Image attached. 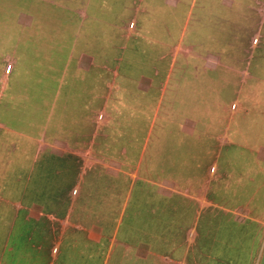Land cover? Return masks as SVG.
<instances>
[{
	"label": "crops",
	"instance_id": "1",
	"mask_svg": "<svg viewBox=\"0 0 264 264\" xmlns=\"http://www.w3.org/2000/svg\"><path fill=\"white\" fill-rule=\"evenodd\" d=\"M33 1L37 3L25 7L20 21L24 53L20 69L8 78H3L4 72L0 76V85H6L7 92L3 108L0 102V264H243L241 257L234 261L221 253L220 246L231 243L215 238L214 229L220 226L221 202L231 201L239 190L247 194L250 188L245 179L255 180L249 176L248 166L253 160H261L264 152L256 156L252 150L259 146L247 140L220 144L213 137L212 141L188 142L194 136H188L184 128L176 130L174 124L161 126L159 137L153 141V124L139 154V146L136 150L130 147L142 144L141 135L134 136V142L117 154L112 150L119 149L123 142L119 140L114 146L109 142L108 150L97 156L95 144L85 148L63 139L61 127L55 130L56 120L55 125L43 127L39 110L44 114L46 45H53L57 54L67 50L78 54L75 45L62 46V51L61 45L70 42L62 37L67 33L64 30L70 29V21L76 19V9L71 4L79 2ZM223 2L231 8L248 3L255 6L250 8L254 16L238 14L232 21L252 22L255 16L260 20L257 30L247 24L230 23L229 30L230 36L251 34L263 38L258 48L262 56L246 81L250 111L245 112L243 126L246 137L263 138L264 0ZM180 3L181 0H164L165 6L172 9ZM62 9L65 17L66 12L74 15L71 19L68 16L64 25ZM46 37L51 38L49 43ZM82 53L81 60L90 57V61H96L90 53ZM70 63L74 61L67 60L59 83L63 91L68 90L60 97L67 103L74 99ZM184 82L182 77L180 83ZM34 104L36 123L29 112ZM187 113L189 118L194 115ZM204 127V132L210 127L214 133L217 131L214 124ZM140 129L139 133L146 131ZM207 163H211L214 174L206 169L201 175ZM254 190L261 197L259 210L264 212V176H260ZM237 211L241 217L258 223L253 209L245 206ZM206 213L207 223L202 222ZM261 222L264 224V220Z\"/></svg>",
	"mask_w": 264,
	"mask_h": 264
},
{
	"label": "rangeland",
	"instance_id": "2",
	"mask_svg": "<svg viewBox=\"0 0 264 264\" xmlns=\"http://www.w3.org/2000/svg\"><path fill=\"white\" fill-rule=\"evenodd\" d=\"M181 1L173 9L165 6L164 0H77L79 3L71 4L72 9H76V19L70 21L69 30H64L67 33L62 38L70 42L61 45V51L62 46L75 45L78 54H69V50L57 54L53 45H46L44 114L39 110L42 126L50 123L53 126L56 120L55 130L61 127L63 139L85 148L95 144L97 156L108 150L109 142L113 146L119 140L123 142L119 149L112 150L117 154L141 135L142 144L137 142L130 147L136 150L139 146V154L153 124L156 127L153 141L159 137L161 126L174 124L176 130L184 128L188 136H194L188 138V142L212 141L213 137L220 144L230 140L241 144L247 140L259 146L252 150L256 156L258 152H264V136L258 135L252 140L243 131L245 112L250 111L245 97L246 81L262 56L258 48L263 38L251 34L230 36L229 30V23L247 24L250 29L257 30L260 20L256 16L252 22L232 21L238 14L254 16L250 8L255 9V6L248 3L232 9L224 6L228 2L223 0ZM35 2L0 0V76L4 72V79L20 69L24 55L20 21L24 10ZM49 8L53 9L52 6ZM64 12L62 9V17ZM71 15L74 16L66 12L62 25L68 23ZM50 40L46 37V42ZM83 51L93 55L96 61H90V57L81 60ZM67 60L74 61L70 63L74 97L70 103L64 97L62 101L60 99L68 93L59 84ZM172 62L176 63L174 67ZM182 77L184 83H180ZM5 87L0 85L2 108L7 103ZM188 111L194 114L191 118ZM29 112L36 123L35 104ZM155 113L158 117H154ZM199 114L208 117L196 118ZM64 124L68 125L63 128ZM203 124H214L217 131L214 133L210 127L204 132ZM139 129L146 131L139 133ZM211 163L203 166L201 175H205L206 169L207 173L214 174ZM248 168L249 176L255 180L245 179L250 188L247 194L239 190L231 201L221 202L218 210L220 226H216L214 233L215 238L231 243L221 245V253L234 261L241 257L243 264H264V224L261 222L264 212L259 210L260 195L254 194L260 176H264V157L257 162L253 160ZM245 206L256 211L253 216L256 215L258 223L241 217L237 208ZM207 221L208 213L202 222Z\"/></svg>",
	"mask_w": 264,
	"mask_h": 264
},
{
	"label": "built area",
	"instance_id": "3",
	"mask_svg": "<svg viewBox=\"0 0 264 264\" xmlns=\"http://www.w3.org/2000/svg\"><path fill=\"white\" fill-rule=\"evenodd\" d=\"M9 70H10V68H9Z\"/></svg>",
	"mask_w": 264,
	"mask_h": 264
}]
</instances>
